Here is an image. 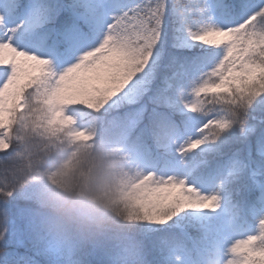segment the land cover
Here are the masks:
<instances>
[{"label": "snow or ice", "instance_id": "1", "mask_svg": "<svg viewBox=\"0 0 264 264\" xmlns=\"http://www.w3.org/2000/svg\"><path fill=\"white\" fill-rule=\"evenodd\" d=\"M0 264H264V0H0Z\"/></svg>", "mask_w": 264, "mask_h": 264}, {"label": "clouds", "instance_id": "2", "mask_svg": "<svg viewBox=\"0 0 264 264\" xmlns=\"http://www.w3.org/2000/svg\"><path fill=\"white\" fill-rule=\"evenodd\" d=\"M67 183V188L47 185L48 193L42 203L44 210L56 217L66 229L81 235L106 227L107 211L99 195H85L78 174L69 177ZM108 183V179L101 177L92 192L103 191Z\"/></svg>", "mask_w": 264, "mask_h": 264}, {"label": "trees", "instance_id": "3", "mask_svg": "<svg viewBox=\"0 0 264 264\" xmlns=\"http://www.w3.org/2000/svg\"><path fill=\"white\" fill-rule=\"evenodd\" d=\"M112 162L104 160L101 157H98L93 166L89 170V166L85 165L83 175L78 171L76 174L79 175L81 181V188L84 191L85 195L97 194L105 204L104 193L109 189L111 185V172ZM101 177H104L109 180V183L104 186L103 191L98 193H93L92 189L96 187L97 182Z\"/></svg>", "mask_w": 264, "mask_h": 264}]
</instances>
